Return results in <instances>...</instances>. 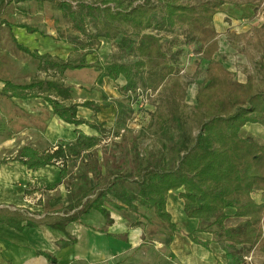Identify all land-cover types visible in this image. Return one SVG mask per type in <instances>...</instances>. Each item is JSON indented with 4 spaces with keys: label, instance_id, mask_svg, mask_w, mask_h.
I'll use <instances>...</instances> for the list:
<instances>
[{
    "label": "trees",
    "instance_id": "obj_1",
    "mask_svg": "<svg viewBox=\"0 0 264 264\" xmlns=\"http://www.w3.org/2000/svg\"><path fill=\"white\" fill-rule=\"evenodd\" d=\"M36 1L40 6L57 0ZM264 0H87L57 1V9L68 18L78 34L64 42L74 45L75 57L66 60L50 54H40L20 44L11 34L16 48L39 63V71L50 73L47 78H35L28 84L12 81L4 83L0 93L20 100L43 99L53 109L55 117L77 127L87 125L97 132L88 135L76 130L72 143L57 145L54 150L38 151L22 148L12 161L29 170L47 166L60 168L61 178L68 175V163L89 156L86 171L93 176L91 188L61 211L64 215L48 221L44 216L35 221L29 209L0 207V224L20 232L42 225L63 231L68 247L76 238L67 233L69 224H81L82 216L98 212L105 226L96 231L123 239L108 231L113 219L108 207L137 212L139 205L152 209L168 230L176 231V224L167 210L169 196L179 192L184 201V212L190 219L199 221L198 231L212 234L230 257L231 264H246L245 257L252 251L264 255V205L258 204L253 194L264 193V144L252 137H245V126L258 125L264 129V65L258 71V80L252 76L246 82L239 81L234 73L216 57L220 50L219 33L214 17L225 5L237 7L252 5L257 13ZM88 19L95 23V38L114 39L123 29L139 35L136 46L131 49L137 57L133 64L97 61L90 63L88 56L95 53V42L86 35ZM30 33L35 29L26 25ZM183 30L187 44L196 46V54L208 63L206 81L199 88L196 104L187 114V86L175 76V67L167 59L161 40L150 30ZM264 32V24L256 29ZM122 48L134 43L128 37L122 39ZM93 69L98 73L96 82L104 86L106 79H124L121 99L109 100L103 91V107L115 106L116 119L112 129H102L103 124L78 117L80 107L100 112V104L85 101L73 102V91L64 76L68 71ZM165 86L161 103L147 129L138 135L128 128L133 109L130 100L137 89L156 91ZM197 131L195 135L194 132ZM109 131L116 148L100 153L103 134ZM151 132L159 148L142 156L139 140ZM174 133L173 137L169 135ZM2 160L0 163H6ZM136 184V187L132 185ZM53 217V216H52ZM230 218L239 222L233 227L226 225ZM191 240L203 247L204 242L189 235ZM51 263L57 259L48 252L39 251Z\"/></svg>",
    "mask_w": 264,
    "mask_h": 264
},
{
    "label": "rangeland",
    "instance_id": "obj_2",
    "mask_svg": "<svg viewBox=\"0 0 264 264\" xmlns=\"http://www.w3.org/2000/svg\"><path fill=\"white\" fill-rule=\"evenodd\" d=\"M14 1L16 4L14 9H17L18 15L10 19V22L4 20L0 24V90L7 81L27 84L35 78H47L50 75L48 72L39 71L37 61L16 49L7 34L9 24L15 26L18 40L32 50L63 59L77 55L74 45L64 42L66 39L70 40L78 32L71 21L57 9V1L61 0L54 3L45 2L41 6L36 1L19 4L17 0H8L7 4L2 3L0 5V13ZM141 1L137 0V4ZM220 15L221 29L216 27L217 31H220L218 32L220 50L216 58L222 61L239 81L245 82L250 76L258 80V71L264 65V32H257L256 29L264 24V4L258 13L256 7L252 5L240 7L229 5L221 8ZM88 22L86 35L84 34L82 37H91L95 42V53L87 58L90 63L101 61L105 64L112 62L133 64L138 60L131 51L139 39L138 33L123 29L125 33H121L114 39L110 40L103 37L97 39L95 38L97 33L95 23L89 19ZM3 23H6L4 27L2 26ZM19 25H26L35 29L36 32L26 35L25 30L19 28ZM150 32L158 35L167 59L175 67V76H178L182 83L187 86L186 102L188 105L187 114L189 115L196 104L197 92L206 81L208 63L196 54V46L187 44L188 38L185 31L180 29L173 31L152 29ZM124 37H128L134 43L127 48H122ZM97 76L98 73L93 69L68 71L64 76V81L67 86L72 87L73 102L82 104L85 101H92L100 104L101 110L98 116L101 122L97 121V115L93 116L94 111L85 107L79 108L80 118L90 122L96 119L98 125H104L102 129H112L110 127H113L112 124L115 121L116 107H103L102 92L108 93L107 90L111 85L112 91L118 95V92L125 85V81L124 79L117 81L106 79L104 86L100 87L96 82ZM164 93L165 86L156 91H151L149 96L144 95V99L141 100L142 111L137 115V121L131 125V130L135 135L149 127ZM108 96L110 97V95ZM121 97L123 94H120L119 98ZM131 118L132 114L128 121ZM82 129L88 134L97 133L96 131L94 133L93 129L87 125L83 126ZM68 133H70L69 130L63 131L61 123L56 122L50 106L44 100L24 101L0 95V160L15 158L16 151L25 145H37L40 151L53 149L57 145H65L69 142L70 135ZM194 134H197L196 130ZM263 134L264 129L261 128V131L251 134V136L264 144ZM174 135L172 133L169 136L173 137ZM245 135L248 137L250 134L247 132ZM39 137H46L48 140L45 141L44 145H41L42 140H39ZM103 139L105 143L98 148L100 153L115 149V143L119 141L117 138L114 139L109 131L103 134ZM158 148L159 144L151 132L139 140L142 156ZM79 166L80 168L75 170L77 164L70 162L69 172H80L81 178L86 182L83 165L79 164ZM37 183L35 181L34 187H28V191L33 194L30 195L32 198L28 204L32 209L30 211L35 214H42V216L33 215L31 218L35 221H41L44 216H51L52 213L62 210L75 199V194L70 189L75 185L74 182H71L67 188H59L52 193H49V189L45 187L48 184ZM132 185L136 187L135 183ZM108 208L110 209V207ZM124 210L123 214L127 224L133 228L132 241L136 243V235L142 231L144 233L140 235L141 245L139 248L136 244L135 247H132L133 250L127 258L116 259L113 264H173L166 247L163 244L159 245L166 239L162 234L163 230L168 229L157 218L154 211L141 205L135 213L127 209ZM182 215L174 216L178 224L185 227L188 224L185 220L186 217ZM255 252L254 255L245 257L246 264H264V255L258 251Z\"/></svg>",
    "mask_w": 264,
    "mask_h": 264
},
{
    "label": "crops",
    "instance_id": "obj_3",
    "mask_svg": "<svg viewBox=\"0 0 264 264\" xmlns=\"http://www.w3.org/2000/svg\"><path fill=\"white\" fill-rule=\"evenodd\" d=\"M2 3L7 4L8 0H0V5ZM14 3L15 1L11 2L6 10L1 11L0 24L2 21L4 22V20L10 22V19H12L13 17L15 18V16L18 15L17 9H14V6L16 5ZM19 4H23V2H19ZM227 6L229 5H225L222 8ZM214 24L215 27L221 29L220 12L215 15ZM5 25L6 23L2 24L3 27ZM22 30H25L26 35L31 34L26 28H22ZM7 34L9 36L13 34L17 41L20 44L24 45L18 40L15 26H13L12 24H9V27L7 28ZM24 46L29 48L27 45ZM29 49L32 50L31 48ZM19 52L23 53L21 51ZM107 92L108 93L106 94L110 95L109 100L122 98H119V96H117L112 91L111 85L109 86ZM0 95L2 94L0 93ZM51 111L53 113L52 108ZM116 114L117 110L115 112L114 120L116 119ZM53 116L55 117L54 113ZM93 116H96L95 113L93 114ZM78 117L80 118L79 110ZM55 119L57 123H61L63 131H70V133H68L70 135L69 142H67L66 144L74 142L77 137L76 130L83 131L82 127L85 126L82 125L80 127H77L72 124H67L57 119L56 117ZM96 119L97 121H100L98 114ZM92 131L95 133L94 130ZM259 131H261L260 126L249 124L245 126V128L242 130V133L245 137H247V135L245 134L249 132L250 135L248 137H252L251 134L253 135L254 133H257ZM83 132L86 133L85 131ZM88 135H97V133H91ZM39 138V140H42L41 145H44L45 141L48 140V138L46 137ZM27 146L40 151V149L37 148V145H25L18 149L16 151V154H18L22 148ZM54 149L55 148L49 150ZM2 160H8V162L0 163V207L32 210L31 206L28 204H30V198H32L31 196L33 194L28 191V187H34L35 181L38 182L37 184H48L49 186L47 185L45 187L49 189V193L57 191L59 188H67L71 182H74L75 185L73 186V188H70L75 194L74 200L81 197L83 193L88 191L93 184V176L91 173H88L85 168V164H87L89 160V156L87 154L84 155L82 160L71 162L77 164L75 170H78L80 168L79 164L83 165L82 168L84 169V173L86 174V182H84V179L81 178L80 172H69V163L68 175L66 178L62 179L60 175V168L58 166H47L45 168L37 170H29L26 166H24V164L17 161H12V159H1L0 162ZM253 198L258 204L264 205L263 192L254 193ZM63 209L52 213L51 216L47 215L49 217L48 220L51 221L54 220V218L56 219L57 217H62L64 215L61 212L63 211ZM109 210L111 212L113 224L108 228V231L110 233H113L114 235L123 236L124 238H126V241H124L123 239H118L116 237H109L106 234L96 231V228H102L105 226L106 220L98 212L95 211L82 216L80 219L81 224L73 223L67 226V233L71 236H74L76 238V242L64 248L61 247V243L62 241H68L69 238L68 235L63 231L55 230L51 227L42 225L38 228H27L25 231L20 232L9 227L6 224H0V264H113V261L116 259H120L123 257L125 259L131 254L133 250L132 247H135V245L137 244L139 248V246L141 245L140 235H143L144 231L139 232L138 235H136L137 242L134 243L132 241L133 228L129 227L130 225L127 224V221L123 214L125 210H116L113 207H110ZM167 210L171 214L173 222L176 224V231L172 232L170 230H163L162 234L164 237H166V239H164L163 242L159 245L163 244L166 247L173 264H231L230 257L227 255V252L223 245L214 241V237L212 234L199 232V221L197 219H190L187 217L184 212V201L180 198L179 192L172 193L169 196ZM178 214L180 216L181 214H183L182 216L186 217L185 220H187V226L189 227H181L178 224L174 216ZM30 216L32 217L33 215ZM238 222L239 221L237 219L230 218L227 221L226 225L228 227H233L237 225ZM189 235H193L201 241L209 242V246L203 247L194 243ZM39 251L50 253L57 259V263H51L44 256L39 255ZM255 253V251H252L249 255H254Z\"/></svg>",
    "mask_w": 264,
    "mask_h": 264
},
{
    "label": "built area",
    "instance_id": "obj_4",
    "mask_svg": "<svg viewBox=\"0 0 264 264\" xmlns=\"http://www.w3.org/2000/svg\"><path fill=\"white\" fill-rule=\"evenodd\" d=\"M115 89V88H114ZM113 89V90H114ZM116 90V89H115ZM152 91V90H151ZM150 90H143V89H137L135 94H132V98L130 100L131 108L133 109L132 112V118L128 121V128L131 129V125L137 121V115L142 111V103L141 100L144 99V95L149 96V93L151 92ZM122 95L121 91L118 92L117 96ZM105 143V141H103ZM56 149V147H55ZM57 166L61 167L63 166L62 162H57Z\"/></svg>",
    "mask_w": 264,
    "mask_h": 264
}]
</instances>
